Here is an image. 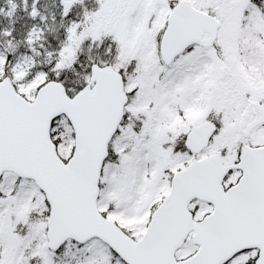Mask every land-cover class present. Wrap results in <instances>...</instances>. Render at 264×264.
<instances>
[{"label":"snow or ice","instance_id":"1","mask_svg":"<svg viewBox=\"0 0 264 264\" xmlns=\"http://www.w3.org/2000/svg\"><path fill=\"white\" fill-rule=\"evenodd\" d=\"M0 264H264V0H0Z\"/></svg>","mask_w":264,"mask_h":264}]
</instances>
